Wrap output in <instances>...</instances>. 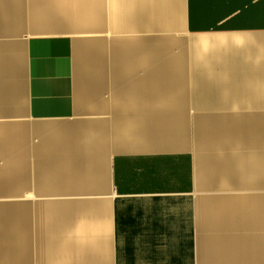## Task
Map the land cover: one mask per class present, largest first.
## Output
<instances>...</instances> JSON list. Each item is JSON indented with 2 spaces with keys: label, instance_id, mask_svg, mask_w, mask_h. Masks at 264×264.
Masks as SVG:
<instances>
[{
  "label": "crops",
  "instance_id": "1",
  "mask_svg": "<svg viewBox=\"0 0 264 264\" xmlns=\"http://www.w3.org/2000/svg\"><path fill=\"white\" fill-rule=\"evenodd\" d=\"M0 264H264V0H0Z\"/></svg>",
  "mask_w": 264,
  "mask_h": 264
},
{
  "label": "rangeland",
  "instance_id": "2",
  "mask_svg": "<svg viewBox=\"0 0 264 264\" xmlns=\"http://www.w3.org/2000/svg\"><path fill=\"white\" fill-rule=\"evenodd\" d=\"M104 41L111 42V41H113V40H104Z\"/></svg>",
  "mask_w": 264,
  "mask_h": 264
}]
</instances>
